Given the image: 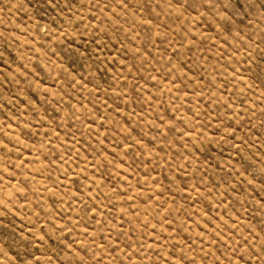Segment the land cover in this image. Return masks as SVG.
I'll return each instance as SVG.
<instances>
[{
    "label": "rangeland",
    "instance_id": "374dc122",
    "mask_svg": "<svg viewBox=\"0 0 264 264\" xmlns=\"http://www.w3.org/2000/svg\"><path fill=\"white\" fill-rule=\"evenodd\" d=\"M0 264H264V0H0Z\"/></svg>",
    "mask_w": 264,
    "mask_h": 264
}]
</instances>
